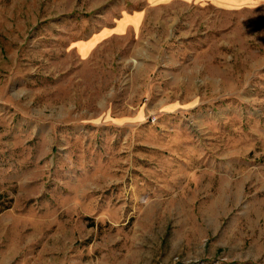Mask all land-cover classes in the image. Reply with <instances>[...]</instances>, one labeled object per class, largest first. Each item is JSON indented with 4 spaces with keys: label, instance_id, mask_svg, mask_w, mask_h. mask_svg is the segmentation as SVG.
Returning <instances> with one entry per match:
<instances>
[{
    "label": "rangeland",
    "instance_id": "374dc122",
    "mask_svg": "<svg viewBox=\"0 0 264 264\" xmlns=\"http://www.w3.org/2000/svg\"><path fill=\"white\" fill-rule=\"evenodd\" d=\"M0 264H264V0H0Z\"/></svg>",
    "mask_w": 264,
    "mask_h": 264
}]
</instances>
